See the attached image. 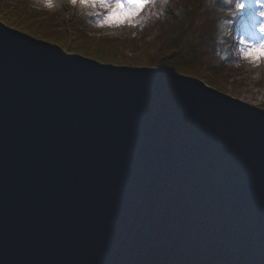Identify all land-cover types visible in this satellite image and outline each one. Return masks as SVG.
Segmentation results:
<instances>
[{
	"label": "water",
	"instance_id": "water-1",
	"mask_svg": "<svg viewBox=\"0 0 264 264\" xmlns=\"http://www.w3.org/2000/svg\"><path fill=\"white\" fill-rule=\"evenodd\" d=\"M0 264H264V109L0 21Z\"/></svg>",
	"mask_w": 264,
	"mask_h": 264
},
{
	"label": "rangeland",
	"instance_id": "rangeland-1",
	"mask_svg": "<svg viewBox=\"0 0 264 264\" xmlns=\"http://www.w3.org/2000/svg\"><path fill=\"white\" fill-rule=\"evenodd\" d=\"M215 1H219L227 9L235 8L236 0H233L231 4L228 3V0H212V3ZM243 2L245 8L239 11L235 9V17L220 16L215 18L213 38L216 39L215 46L220 48L215 49L216 54L229 53L233 59L232 63L220 67L216 72H212L203 61L192 62L182 59L183 56L177 64L174 61H165L170 68L176 65L183 71L169 70L157 65L161 57L173 53L176 51V47H180L182 44L186 45L188 50L183 54L184 58L195 59V56L190 55L191 49H193L191 37L192 34L197 33L198 29L202 28L200 25H203L205 21L203 16L196 15L197 3L195 0L186 3L178 0H155V6L149 3L137 18L143 23L135 26L121 23L116 27H98L96 21L105 14L103 9L96 10L101 13L100 16H89L87 10H81L78 5L74 7L69 0H2L0 15L6 12L9 5L10 9L7 11L10 10L11 14H15L13 21L17 23L22 19V16L18 14L21 6H26L29 11L39 13L37 20L45 19L41 27L52 31L54 40L58 43L37 39L56 44L68 53H72L70 48L75 47L82 50L79 55L99 62L101 61L94 56L109 57L112 62L107 64L162 68L195 78L197 77L188 72L202 70L204 75L211 77L207 80L201 79L209 86L233 98L264 109V59L253 64L242 59L239 53L241 37L253 43L264 40V34L258 30V24L262 19L258 12L261 9L258 7L257 0H243ZM259 3H264V0H259ZM242 18L246 21L244 25L241 24ZM0 21L8 25L2 17H0ZM25 22L30 24L29 21ZM185 25L187 28L191 25L188 28L191 35L185 34L183 38L181 31ZM16 26L10 27L23 32L18 28V25ZM79 26L80 28H78ZM77 29H81L78 31L87 35V40L82 41L79 38L75 40L72 37L73 31L77 32ZM220 63L221 61H219ZM237 65L239 66L237 67Z\"/></svg>",
	"mask_w": 264,
	"mask_h": 264
},
{
	"label": "trees",
	"instance_id": "trees-1",
	"mask_svg": "<svg viewBox=\"0 0 264 264\" xmlns=\"http://www.w3.org/2000/svg\"><path fill=\"white\" fill-rule=\"evenodd\" d=\"M178 1H182L184 3L186 2H190V0H178ZM194 1V0H193ZM197 3V7H196V15L201 17H204V22L203 25L201 24L200 29L197 30V33L194 35L192 34L191 40L193 42V49H191L190 55L191 56H195V59H188V58H184V55L186 52H188V50L186 49V45L182 44L180 47H176V51H174L171 54H167L164 55L163 57H161V59H159V61L157 62L158 67H163V68H168L169 70H175V71H183L180 67L178 66H173L170 68V66L166 65L167 63L165 61L168 62H172L174 61L176 64L179 63L178 60L181 59V57L183 56L182 59H187L189 61L195 62V60H199L200 62L203 61L206 63V65H208V67H210V70L212 72H216L219 70L220 67L222 66H226L229 63L233 62V59L231 57V55L228 54H220L217 55L215 49H220L217 48L215 46V42L216 39L213 38L215 35V32L213 29V24L215 23V18H219L220 16L222 17H228V18H233L236 15V11L235 8L233 7V9H227L225 6H222L219 1H215V3H212V0H195ZM214 1V0H213ZM2 2V0H0V3ZM2 4V3H1ZM0 4V5H1ZM185 7H188L187 5H185ZM232 8V7H231ZM8 9H10V6H7L6 12L3 13V15H0V17L3 18V20L10 26H16L18 25V28L21 29L23 32L34 36L36 38H41V39H45V40H49L51 42L54 43H58V41L54 40L53 37V33L52 31L48 30V29H43L41 26V24H43L42 22L45 19H42L41 21L37 20L39 17V13H37L36 11L32 12L29 11V9L26 6H21L18 14H20L22 16L21 20H18L17 23L16 21H13V17L15 16L14 13L11 14L10 10L7 11ZM166 9V7H165ZM233 13V15H228V13ZM25 19V20H24ZM25 21H29L30 24H27ZM14 24V25H13ZM191 25L188 26V28ZM17 27V26H16ZM80 28V26L78 27ZM187 26L185 25L184 28L181 31L182 36L181 37H185V34L191 35L190 30H188ZM211 28V29H210ZM81 29H77V32L74 30L73 31V35L72 37L76 39H81L82 41L87 40V35L85 33H81V31H78ZM81 33V34H80ZM195 36V37H194ZM183 37V38H184ZM215 41V42H214ZM226 45V43H225ZM228 46V45H226ZM80 49V47H78ZM82 49V48H81ZM70 51L72 53L75 54H81L82 50H78L75 47H71ZM184 52V53H183ZM224 55V56H223ZM186 56V55H185ZM95 58H98L101 62L104 63H110L112 62V60L109 59V57H104V56H94ZM216 61H218V63H216ZM219 61H221V63L219 64ZM187 70V69H184ZM191 75L196 76L199 79H203V80H207L208 75H204V72L202 70L200 71H191L188 72Z\"/></svg>",
	"mask_w": 264,
	"mask_h": 264
},
{
	"label": "snow or ice",
	"instance_id": "snow-or-ice-1",
	"mask_svg": "<svg viewBox=\"0 0 264 264\" xmlns=\"http://www.w3.org/2000/svg\"><path fill=\"white\" fill-rule=\"evenodd\" d=\"M69 2L74 7L78 5L81 10H87V15L89 16H100L101 13L96 10L103 9L105 14L96 21V26L98 27H116L121 23H127L130 26L142 24L143 21L137 19L142 10L149 3L155 6V0H69ZM228 3H233V0H228ZM257 3L261 9L258 15L262 18L258 24V30L264 34V3H259V0H257ZM48 6L50 7L51 5L49 4ZM244 8L245 3L243 0H236L235 9L239 11ZM228 15L231 16L233 13L230 12ZM245 23V19L242 18L241 24L244 25ZM239 44L241 45L239 53L242 59L248 60L253 64H256L260 59H264V40L253 43L241 37Z\"/></svg>",
	"mask_w": 264,
	"mask_h": 264
},
{
	"label": "bare ground",
	"instance_id": "bare-ground-1",
	"mask_svg": "<svg viewBox=\"0 0 264 264\" xmlns=\"http://www.w3.org/2000/svg\"><path fill=\"white\" fill-rule=\"evenodd\" d=\"M263 40V39H262Z\"/></svg>",
	"mask_w": 264,
	"mask_h": 264
}]
</instances>
